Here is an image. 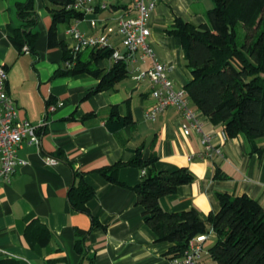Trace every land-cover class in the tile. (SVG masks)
<instances>
[{
  "label": "crops",
  "instance_id": "obj_1",
  "mask_svg": "<svg viewBox=\"0 0 264 264\" xmlns=\"http://www.w3.org/2000/svg\"><path fill=\"white\" fill-rule=\"evenodd\" d=\"M23 1L0 0V68L8 72L6 90L17 106L19 119L39 127L40 144L23 143L18 158L26 164L16 168L10 183L0 181V260L82 264L76 243L84 239L94 264H169L173 244L155 241L145 224L144 208L138 203L134 188L142 181V171L122 167L118 183L99 172L131 161L138 152L144 160L155 157L159 171L184 168L193 177L192 183L161 199L168 213L195 209L207 221L219 211L217 196L224 193L248 195L264 207V138L256 143L261 154L252 152L243 135L224 142L223 127L197 111L205 130L213 132L223 146L225 159L191 160L201 146L197 136H184V117L179 110L171 108L155 120L146 119L153 105L148 82L128 76L113 90L89 96L98 79L88 74L53 78L67 66L63 50L48 47L52 7L47 0L35 1L39 38L34 52L16 49L9 39V27L21 25L15 6ZM104 1L113 7V13L97 7L82 21L58 25V42L71 50L76 45L68 33L71 27L85 36L95 35L107 25L114 26L123 12L134 16L131 0ZM213 6L212 0H156L149 20V43L169 68L176 89L186 90L191 72L181 38L169 31L177 20L206 23ZM110 42L113 49L124 52L117 36H111ZM88 51L81 53L82 60H89ZM113 64L109 59L99 62L98 67L108 71ZM50 106L55 107L53 112ZM129 116L132 124L122 125ZM49 157L57 163L48 164ZM80 184L94 191V198L86 204L87 212L76 210L70 200L71 190ZM46 232L49 240L43 244ZM206 237L204 264L214 263L209 250L217 237L213 232Z\"/></svg>",
  "mask_w": 264,
  "mask_h": 264
},
{
  "label": "trees",
  "instance_id": "obj_2",
  "mask_svg": "<svg viewBox=\"0 0 264 264\" xmlns=\"http://www.w3.org/2000/svg\"><path fill=\"white\" fill-rule=\"evenodd\" d=\"M36 0L16 4L21 25L9 27L11 44L20 52H34L39 38L36 31L38 17ZM50 5L52 26L48 33V47L63 50L65 62H75L70 69H59L53 78L75 77L88 74L99 80L89 96L111 91L116 84L128 77L126 65L114 62L108 70L98 67L99 62L111 59L114 49L89 50V60H82L81 53L74 60L72 51L57 40L60 24L82 21L84 14L68 9L76 0H47ZM213 8L207 12V22L195 25L177 20L169 33L181 38L191 78L185 89L195 109L221 125L229 139L245 136L252 145V152L261 151L256 143L264 138V0H212ZM238 28L244 31L240 36ZM115 115V113H113ZM132 124L126 117L122 125ZM156 158L144 160L140 152L129 162H119L100 170L110 182L118 183L122 167L132 166L142 171L143 178L134 189L138 203L143 206V218L158 243H170L169 256L182 255L189 243L201 235L215 233L216 243L209 255L217 264H264V207L248 195L217 196L220 209L204 221L195 209L181 213H168L161 206V199L177 192L182 185L193 182L184 168L159 171ZM218 176H222L218 172ZM94 198V191L80 184L71 190L70 200L80 212H87L86 204ZM49 233L42 240L46 243ZM82 255V264H94L85 248L84 239L76 243ZM0 264H19L14 259L0 260Z\"/></svg>",
  "mask_w": 264,
  "mask_h": 264
},
{
  "label": "built area",
  "instance_id": "obj_3",
  "mask_svg": "<svg viewBox=\"0 0 264 264\" xmlns=\"http://www.w3.org/2000/svg\"><path fill=\"white\" fill-rule=\"evenodd\" d=\"M132 12H123L114 26L107 25L105 29L95 35H83L75 26L68 33L76 40L72 56H77L87 49L112 48L110 37L115 35L120 39L124 52L114 49L111 59L126 65L128 76L137 82H148L151 86L153 105L145 114L147 120H155L168 109L179 110L183 117L182 132L184 136H197L200 142V152L190 159L212 160L215 157L225 159L222 145L217 143L213 132L206 131L204 121L193 108L189 95L184 89H176L170 78L169 68L161 62L155 50L149 43L151 31L149 20L156 9V0H131ZM97 7L101 10L113 11L104 0H76L68 9H73L84 15L92 14ZM78 22V21H77ZM145 69L142 65H146ZM75 62H66L67 69L72 68ZM8 72L5 67L0 68V181L10 183L16 168L25 165L18 158V152L23 143L40 144L39 127L29 121L20 120L14 100L9 96L6 85ZM62 105V104H61ZM54 106L49 107L53 112ZM222 139L227 142L225 131ZM47 163L54 165L57 160L47 158ZM206 235L193 239L188 249L180 256H170L169 264H204V243Z\"/></svg>",
  "mask_w": 264,
  "mask_h": 264
},
{
  "label": "rangeland",
  "instance_id": "obj_4",
  "mask_svg": "<svg viewBox=\"0 0 264 264\" xmlns=\"http://www.w3.org/2000/svg\"><path fill=\"white\" fill-rule=\"evenodd\" d=\"M238 32H239L240 36L244 35V31L241 28H238ZM85 55H87V53H85ZM208 264H216V263L215 262L214 263L213 262H209Z\"/></svg>",
  "mask_w": 264,
  "mask_h": 264
}]
</instances>
